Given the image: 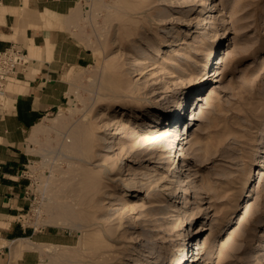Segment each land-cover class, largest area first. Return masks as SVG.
<instances>
[{"label":"rangeland","instance_id":"obj_1","mask_svg":"<svg viewBox=\"0 0 264 264\" xmlns=\"http://www.w3.org/2000/svg\"><path fill=\"white\" fill-rule=\"evenodd\" d=\"M201 1L81 0L73 11L93 63L32 131L24 168L21 219L65 242L39 246L42 264H156L197 226L208 229L205 255L190 264H264V156L242 192L264 138V0H214L206 15L195 13ZM220 31L226 41L203 67ZM196 76L201 101L191 96L171 118ZM171 126L182 141L170 158Z\"/></svg>","mask_w":264,"mask_h":264},{"label":"crops","instance_id":"obj_2","mask_svg":"<svg viewBox=\"0 0 264 264\" xmlns=\"http://www.w3.org/2000/svg\"><path fill=\"white\" fill-rule=\"evenodd\" d=\"M81 0H0V52L27 51V69L0 97V264H42V245L65 244L21 218L29 206L24 168L32 131L67 101L74 72L93 63L70 20ZM54 238V239H52Z\"/></svg>","mask_w":264,"mask_h":264},{"label":"bare ground","instance_id":"obj_3","mask_svg":"<svg viewBox=\"0 0 264 264\" xmlns=\"http://www.w3.org/2000/svg\"><path fill=\"white\" fill-rule=\"evenodd\" d=\"M201 2H202L201 3V6L199 7L198 10H196L195 13L196 14L201 13L203 15H206V14L209 13L210 6L213 9L214 0H202ZM218 16H219V14H217L216 19L218 18ZM202 21H203L202 22L203 23L202 25H206L207 24V23H205L206 22V19H203ZM172 30H173V27H172L171 31ZM163 33H170V31L167 32V31L163 30ZM226 37H227V34L224 31H220V32L217 33V35L215 36V40H214L213 44L204 53V57L203 58L205 59V63H202V66L203 67H206L205 64H206L207 61H209V59L212 56L214 50H217V48H219L221 46L222 42L223 41H226ZM203 82H205L203 79H201L198 76H196L195 80L193 82H191L189 84V86L186 88V91L184 92L185 93L184 94L185 96L183 94L182 95H179V97H177L174 100V102L172 103V105L170 107V110H169L171 112L172 109H175V110L172 111L171 118H176L175 116H176L177 112L179 111V109H182V111L184 110V104L189 101V99H190L191 96H192V99H194V101H195V98H196V100L201 101L200 95L198 93L205 87V83H203ZM195 94H196V97H195ZM193 97H195V98H193ZM199 106H200V103L197 102V107L192 112L197 111L199 109ZM161 116H162V112L161 111H160V114L159 115L158 114L157 115L156 114H153L152 115V118H151L152 119V122L151 123H156L157 124L156 127H158L160 125V122L158 120H159V118ZM179 117H181V113L179 114ZM168 119H170L169 116H168ZM190 120H195V118H194L193 115H192V118ZM183 127H185V129L183 131V135H185L186 132H188V124L187 123L186 124L184 123L183 126H182V128ZM38 128H39V126L36 127L33 130V133H35L36 130H38ZM182 128H173L172 126L170 127V130H169L170 131V134H168V138L170 137L171 139H170V143L168 142V148L166 150L168 153L171 154L170 158L172 156L177 157V153L179 151L180 143L182 141V136L180 135V131H181ZM174 143L176 145L175 146V152H173V148H174L173 147V144ZM257 145L260 148V149L257 150L258 155L256 156L255 159L251 160L248 163V165L246 166V168H245V170L247 172V178L248 179H247L246 184H245L246 186H244V188L242 190V192L244 194L243 199L245 197H249L248 195H249V191L251 189V186L249 184H250V181H251V177H255V171H254V169H255V167L257 165H259V163H261V161H262L261 159L264 156V138H261V141ZM107 151L108 150H106L105 152H107ZM138 151H141V149H138L136 152H138ZM136 152H135V154H136ZM182 166L184 167V164H182ZM179 171L181 173L183 171V169H181ZM179 171H178V173H179ZM185 175H184V177H185ZM181 183H185V184L188 183V179L182 180V178H180L179 179V184H181ZM137 184H139L138 187H140L141 186V181H139ZM140 190L141 189H139V188L137 189V191H140ZM167 190H170V188H168ZM175 196H176V198L178 197V199L180 200V201H178V203H180V204H183L184 203V201L181 200L182 197H183V194H180L179 192H177ZM108 198H109V196H108ZM241 201H242V198H240L238 200L235 209L232 210V213H234L236 211V209L238 208V206H239V204H240ZM179 210H180L179 213H180V216H181L183 214V212H181V209H179ZM178 219H180V218H178ZM207 231H208V229H206V228H200L199 226H197L194 229L191 228L190 229V233L185 236L186 237L185 240L187 242H185L184 248L182 249V248H180V246H178L174 250V254L163 255L156 264H171V263L182 264L181 263L182 261H184V264H190L191 262H201L202 259L204 260L203 257L205 255V247L202 244L201 236L203 235L204 232H207ZM197 239H198V243H195L197 241ZM180 240H182V239H180ZM149 249H150V247H149ZM180 249H182V250H180ZM157 251H156V253L150 252V257L149 258H155V257H157L158 256V252ZM190 254H191V257L193 255L194 256L196 255V258L195 259H191ZM208 255L210 256V254H208ZM178 256L180 257V259L179 260H176V257H178ZM183 259H185V260H183ZM148 260L149 259H147L146 261H148ZM150 263H151V260L149 262H146V264H150Z\"/></svg>","mask_w":264,"mask_h":264},{"label":"built area","instance_id":"obj_4","mask_svg":"<svg viewBox=\"0 0 264 264\" xmlns=\"http://www.w3.org/2000/svg\"><path fill=\"white\" fill-rule=\"evenodd\" d=\"M30 62L27 51L18 45L0 52V97L5 94L8 79L27 69Z\"/></svg>","mask_w":264,"mask_h":264}]
</instances>
